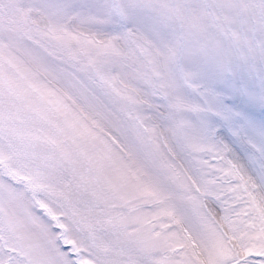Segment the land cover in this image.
I'll use <instances>...</instances> for the list:
<instances>
[{"label": "snow or ice", "instance_id": "6c2138e0", "mask_svg": "<svg viewBox=\"0 0 264 264\" xmlns=\"http://www.w3.org/2000/svg\"><path fill=\"white\" fill-rule=\"evenodd\" d=\"M0 264H264V0H0Z\"/></svg>", "mask_w": 264, "mask_h": 264}]
</instances>
